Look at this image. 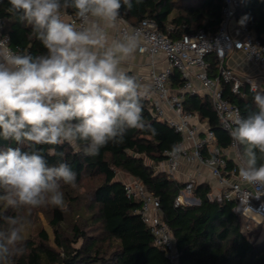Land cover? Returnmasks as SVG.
I'll list each match as a JSON object with an SVG mask.
<instances>
[{
    "label": "trees",
    "instance_id": "1",
    "mask_svg": "<svg viewBox=\"0 0 264 264\" xmlns=\"http://www.w3.org/2000/svg\"><path fill=\"white\" fill-rule=\"evenodd\" d=\"M132 4L131 11L120 9L124 20L131 25L143 19L151 20L162 34L173 40L199 29L213 35L223 18L221 0H140L139 3L132 0ZM10 7L8 0H0V20L8 34L9 45L18 54L45 53L41 42L32 35L31 27L10 13ZM63 13L75 15L71 8ZM234 19L264 44V0H239ZM206 62L208 76L216 77L219 62L215 55H207ZM183 83L180 73L172 69L168 86L179 88ZM221 89L224 99L238 107L240 117L258 111L253 102L254 94H249L245 87L240 94H233L230 86L221 82ZM142 106L144 122L156 130L155 135L148 129H128L122 141L109 142L95 157L85 156L82 149L67 143L37 146L42 149L49 166L61 161L58 156L48 155L50 148L64 153L63 161L77 173L75 186L87 176L102 178L88 193L89 217L84 219V225L93 227L96 234H89L81 224L74 223L70 233L64 236L61 226L65 222V207L54 206L49 220L52 245L48 234L41 230L38 244L23 241L20 245L23 252L14 257V264H169L164 250L154 244L137 213L139 203L126 197L124 183L116 179L117 170L139 181L159 198L162 220L179 254L178 264H264V234L261 237L254 228L245 230L244 221L233 211V202L218 200L207 184L193 186L196 205H175V198L186 183L158 172L155 167L166 159V153L173 151L180 137L166 122L152 115L151 104L144 96ZM183 111L197 114L215 133L220 147L229 146L230 136L220 129L206 94H186ZM9 147L27 150L22 144L0 137V152ZM238 150L241 151L242 146H238ZM203 154L211 156L206 151ZM226 163L228 171L232 160L226 158ZM62 185L66 187L64 193L68 194L67 186L71 185ZM70 199L75 203L78 196L71 195L67 200ZM16 212L0 204V225L4 216L17 215Z\"/></svg>",
    "mask_w": 264,
    "mask_h": 264
},
{
    "label": "clouds",
    "instance_id": "2",
    "mask_svg": "<svg viewBox=\"0 0 264 264\" xmlns=\"http://www.w3.org/2000/svg\"><path fill=\"white\" fill-rule=\"evenodd\" d=\"M137 3L140 0H136ZM8 11L26 22L45 53L0 54V137L22 144L0 152V204L13 210L45 205L65 206L62 183L75 187L77 173L61 158L49 166L41 145L65 143L95 157L109 142L122 141L128 129L146 125L142 97L147 89L121 70L120 64L139 46L137 34L123 33L109 43L120 9L132 0H8ZM73 9L79 27L63 19ZM258 111L238 117L230 136L238 152L239 176L264 186V91H256ZM177 149L173 148V153ZM214 166L215 158L207 162ZM0 225V264H14L22 254V233L29 221L17 214Z\"/></svg>",
    "mask_w": 264,
    "mask_h": 264
},
{
    "label": "built area",
    "instance_id": "3",
    "mask_svg": "<svg viewBox=\"0 0 264 264\" xmlns=\"http://www.w3.org/2000/svg\"><path fill=\"white\" fill-rule=\"evenodd\" d=\"M221 1L223 18L213 35L199 29L173 40L162 34L151 20L143 19L138 24L131 25L121 18L119 37L123 33L137 34L138 53L146 54L152 63L154 57L161 54L168 64L167 68L160 71L152 67L148 76L127 73L140 84L149 80L150 90L155 97L152 100L149 93L143 96L149 101L152 100L150 108L152 115L166 122L180 137V142L175 147L177 151L166 153V159L156 165L158 172L173 177L181 161L187 164L198 163L208 168L219 188L218 193L213 196L218 200L233 202V211L244 221V229L249 230L253 223L264 222V186L247 183L239 176L237 155L239 150L229 133L235 127L240 112L237 106L222 96L221 82L229 85L233 94H240L244 85H248L249 93H255L257 85L253 79L240 77L226 64V59L234 51H239L244 54L247 62L264 71V44L254 38L245 26L235 22L234 13L239 0ZM62 16L66 22L74 23L77 27L81 24L75 15L62 13ZM9 50L18 54L17 50L9 45L8 34L4 31L3 21L0 20V54ZM209 54L215 55L219 62L217 76L214 78L207 74L206 56ZM172 69H176L184 80L183 85L175 93L168 87ZM193 79L199 82L201 89L209 97L220 129L230 136V144L226 149L219 146L215 133L206 123L200 121L197 114L183 111L184 96L197 93ZM204 151L209 152L211 156H204ZM213 158L217 163L211 166L207 162ZM226 158L232 160L228 171ZM194 185L193 179L186 182L185 187L175 198V205H186L187 201H193L194 197L189 196ZM124 192L128 199L139 203L137 213L152 235L154 244L164 250L168 263L178 264L179 254L172 234L162 220L159 198L148 192L135 179L124 183Z\"/></svg>",
    "mask_w": 264,
    "mask_h": 264
},
{
    "label": "crops",
    "instance_id": "4",
    "mask_svg": "<svg viewBox=\"0 0 264 264\" xmlns=\"http://www.w3.org/2000/svg\"><path fill=\"white\" fill-rule=\"evenodd\" d=\"M119 28L120 24L118 23L117 28L109 30V43L112 39L120 38ZM226 64L230 68H232L240 77L252 78L254 83L257 85L256 91H264V71L258 70L253 64L247 62L242 52L234 51L232 54H230L226 59ZM152 67L156 71H160L167 68L168 64L161 54L155 56L152 63L151 59L146 54H140L137 51H135L130 57L126 58L120 64V68L124 72L141 76H148ZM141 85L142 90L147 89L145 94L149 93L150 97L153 100L155 94L150 90L149 80L144 81ZM193 85L197 89L196 94L200 96L205 95V92L201 89L200 84L197 80L193 79ZM244 87L248 91V85H244ZM169 89L172 93H175L178 88L169 87ZM255 93L249 94L255 95ZM152 100H148L150 104H152ZM127 178L129 180L133 179L130 176H128ZM173 178L182 183H186L189 179H193L195 181V184H207L208 186H210L213 195L218 193L219 191L217 181L212 177L209 169L199 165L198 163L187 164L186 162L181 161L178 167V171L174 174Z\"/></svg>",
    "mask_w": 264,
    "mask_h": 264
},
{
    "label": "rangeland",
    "instance_id": "5",
    "mask_svg": "<svg viewBox=\"0 0 264 264\" xmlns=\"http://www.w3.org/2000/svg\"><path fill=\"white\" fill-rule=\"evenodd\" d=\"M155 170L157 168L155 167ZM158 171V170H157ZM128 175L117 170L116 171V179H119L123 183H126L129 181L127 178ZM102 178L101 177H85L83 180L80 182L79 185L72 187V186H67L68 189V194L64 193V199H65V222L61 226V230H63L64 236L67 235V233H70L71 227L74 223L81 224L83 226V229L86 230V232H89V234H96V231H93V227L91 229L90 226L84 225L86 218L89 217V214L87 213V208L86 205L89 203V197L88 193L89 191L94 188L96 185H98L101 182ZM63 186V185H62ZM63 188V190H62ZM61 190L65 192V188L62 187ZM78 196V201L75 203H71V199L68 201L67 198L71 195ZM193 198V194L191 193L190 196ZM198 202L197 201H187L186 205H196ZM54 207L52 205H45L41 206L38 208H32V209H21V210H16V214H20L26 217V219L29 221V223L26 224L25 229L22 233L23 240L21 245H23L24 242H33L35 244L39 243V236L38 233L41 230H44L49 238L50 242L49 244L52 245V228L49 225V220L51 217V208ZM79 214H82V217L79 216ZM251 228H254L255 232L259 233L260 236L262 237L264 234V222H258V223H253L251 225ZM66 232V233H65ZM76 244L75 246H78Z\"/></svg>",
    "mask_w": 264,
    "mask_h": 264
},
{
    "label": "water",
    "instance_id": "6",
    "mask_svg": "<svg viewBox=\"0 0 264 264\" xmlns=\"http://www.w3.org/2000/svg\"><path fill=\"white\" fill-rule=\"evenodd\" d=\"M193 201H196L195 198H193Z\"/></svg>",
    "mask_w": 264,
    "mask_h": 264
}]
</instances>
